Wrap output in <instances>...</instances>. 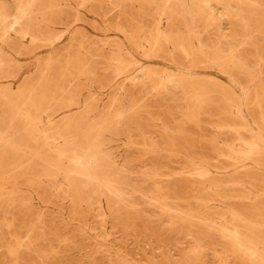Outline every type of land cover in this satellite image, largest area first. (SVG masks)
Listing matches in <instances>:
<instances>
[{"label": "rangeland", "instance_id": "374dc122", "mask_svg": "<svg viewBox=\"0 0 264 264\" xmlns=\"http://www.w3.org/2000/svg\"><path fill=\"white\" fill-rule=\"evenodd\" d=\"M0 264H264V0H0Z\"/></svg>", "mask_w": 264, "mask_h": 264}, {"label": "bare ground", "instance_id": "6f19581e", "mask_svg": "<svg viewBox=\"0 0 264 264\" xmlns=\"http://www.w3.org/2000/svg\"><path fill=\"white\" fill-rule=\"evenodd\" d=\"M138 7V6H137ZM214 19V18H213ZM77 53V52H76ZM164 69V68H163ZM199 76V75H198ZM56 82V81H55ZM43 85V84H42ZM33 103V102H32ZM76 105V104H75ZM102 124V123H101ZM93 126V125H92ZM100 127V126H99ZM91 129V128H90ZM72 130V129H71ZM89 132V131H88ZM13 137V136H12ZM6 138V137H5ZM71 140V139H70ZM97 141V140H96ZM71 142V141H70ZM8 144V143H7ZM66 144V143H65ZM94 144V143H93ZM8 146V145H7ZM13 146V145H12ZM91 150V149H90ZM35 152H37V151H35ZM88 154V153H87ZM71 155V154H70ZM68 168V167H67ZM86 172V171H85ZM68 175V174H67ZM77 175V174H76ZM80 176H81V174H80ZM91 176H93V175H91ZM110 177V176H109ZM112 182V181H111ZM114 184V183H113ZM112 186V185H111ZM84 187V186H83Z\"/></svg>", "mask_w": 264, "mask_h": 264}]
</instances>
